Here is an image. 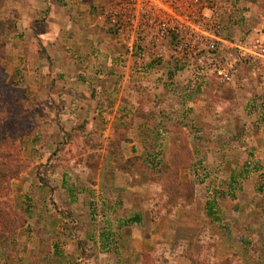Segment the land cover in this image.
I'll list each match as a JSON object with an SVG mask.
<instances>
[{
	"label": "rangeland",
	"instance_id": "rangeland-1",
	"mask_svg": "<svg viewBox=\"0 0 264 264\" xmlns=\"http://www.w3.org/2000/svg\"><path fill=\"white\" fill-rule=\"evenodd\" d=\"M110 3L93 9L110 53L100 70L107 85L92 94L108 132L94 138L85 127L64 131L71 110L59 116L41 105L53 98L50 77L37 84L9 54L25 41V0H0V23L11 28L0 39V81L24 91L28 113L0 117V132L12 135L2 149L10 171L0 179V264H41L40 248L23 247L39 239L45 253L49 230L63 231L61 247L74 241L92 256L98 249L106 264H264V61L243 63L229 82L208 74L192 87L180 35L160 46L129 43L130 30L101 18ZM220 25L223 64L237 52L231 46L264 43V0H232ZM17 119L21 133L7 126ZM79 231L91 234L89 248Z\"/></svg>",
	"mask_w": 264,
	"mask_h": 264
},
{
	"label": "crops",
	"instance_id": "crops-1",
	"mask_svg": "<svg viewBox=\"0 0 264 264\" xmlns=\"http://www.w3.org/2000/svg\"><path fill=\"white\" fill-rule=\"evenodd\" d=\"M58 2L59 0H25L26 5L22 7L27 18L22 24L25 41L20 43L17 51H11L9 54L14 56L16 61L22 58V62L26 64L27 68L25 76L38 78L37 84L48 83L46 78L50 77L47 87L52 85L53 98L41 102V105L44 108L59 110V116L65 114L64 110L73 112V119L75 120H66L64 131H70L71 127H74L79 132H73L79 134L82 126L85 127L86 135L95 136L94 138H105L108 129L104 132L100 131L104 125L99 118L94 117L93 111L97 104L92 96L95 88L101 89L98 86H102L104 82L107 85L106 78L101 75L100 70L103 69L102 67L110 66L108 64V56L110 55L107 50L108 38L103 31L104 26L101 22L96 21V16L93 13V9L97 5L101 6L103 0H63L62 5H59ZM43 11L45 17L43 20H38ZM58 17L61 24L56 29L49 26V23L57 20ZM84 78L87 80H83ZM67 88L71 90L67 91ZM69 92L73 94L72 97L70 96L71 100L67 99ZM60 94L65 95L64 100H62L63 97L61 99ZM89 109L92 110L91 113L88 111ZM87 115L91 116L84 122L83 117ZM60 126L62 127L63 124ZM97 127H99V131L94 130ZM59 132L57 131V134L53 132L55 133L54 136L57 137ZM57 187L60 188V186ZM58 192L59 189L56 193ZM72 218L74 217L72 216ZM48 232L53 236V240L51 239L47 244L48 251L45 252L46 254L42 250L45 248V243L39 239L36 242L32 240L36 246L34 244V247L29 248L31 245L26 244L23 247L29 252L31 249L40 248L37 255L41 264H93L95 255L99 258V264H101L100 261L104 260L98 249L92 251L95 254L93 256L82 254L81 248L73 244L74 241H67L65 242L66 245L61 247L59 242L60 244L63 242L60 239L63 237V231L49 230ZM76 233L77 239L82 241V244L86 243L89 248L87 237H90L91 234L83 231ZM103 264H106L105 260Z\"/></svg>",
	"mask_w": 264,
	"mask_h": 264
},
{
	"label": "built area",
	"instance_id": "built-area-1",
	"mask_svg": "<svg viewBox=\"0 0 264 264\" xmlns=\"http://www.w3.org/2000/svg\"><path fill=\"white\" fill-rule=\"evenodd\" d=\"M231 10L232 0H111L102 9L101 18L109 19L120 30H130L129 43L143 38L160 46L170 35H180L183 66L194 87L197 77L211 74L229 82L238 66L251 60L264 61V43L252 42L243 47L231 46V50H237L229 55L232 60L219 63L220 21ZM164 54V48L159 49L152 58L160 59ZM203 60H208L211 67L204 66Z\"/></svg>",
	"mask_w": 264,
	"mask_h": 264
},
{
	"label": "trees",
	"instance_id": "trees-1",
	"mask_svg": "<svg viewBox=\"0 0 264 264\" xmlns=\"http://www.w3.org/2000/svg\"><path fill=\"white\" fill-rule=\"evenodd\" d=\"M10 29H11L10 26H6L5 23H0V39L5 37L6 33H8ZM1 81H0L1 82L0 83V117L1 115H5L4 113H6L7 119L8 118L15 119L16 118L15 116H19V118L23 116L25 118L26 117L25 114H28V113L23 112L25 108L24 107V91L14 90L10 87H7L5 85V80L3 77ZM7 126L10 127L11 130L13 129L15 132L19 130L18 132L21 133L24 125L22 121H19V119H17L15 121H11L10 123H8ZM11 136H12L11 134L9 135L6 132H4L3 134L2 133L0 134V179H7V173L10 171V169L8 168L9 166H7L9 165L8 158L6 157V155L4 156V154H2L3 153L2 149L6 147L5 146L7 144L6 142L11 140L10 138ZM8 145L11 147L10 144Z\"/></svg>",
	"mask_w": 264,
	"mask_h": 264
}]
</instances>
